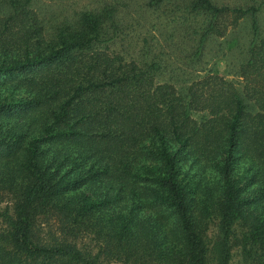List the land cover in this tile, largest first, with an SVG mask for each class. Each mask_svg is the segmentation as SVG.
<instances>
[{"label":"trees","instance_id":"obj_1","mask_svg":"<svg viewBox=\"0 0 264 264\" xmlns=\"http://www.w3.org/2000/svg\"><path fill=\"white\" fill-rule=\"evenodd\" d=\"M32 4L0 0V264H264V0L178 7L191 57L248 17L239 86L126 60L108 5Z\"/></svg>","mask_w":264,"mask_h":264},{"label":"rangeland","instance_id":"obj_2","mask_svg":"<svg viewBox=\"0 0 264 264\" xmlns=\"http://www.w3.org/2000/svg\"><path fill=\"white\" fill-rule=\"evenodd\" d=\"M33 9L45 20L54 17H73L82 10L99 9L108 5L112 11L113 40L109 48L119 52L126 60H139L142 54L148 58L156 55L161 64L160 80L168 81L176 87L187 85L201 75L212 72L240 85L237 75L246 45L250 38L248 17L221 36L208 38L198 56L191 57L194 39L190 23L198 24L197 18L189 23L181 22L179 6L183 0H162L158 5H150L149 0H31ZM235 3L237 0H216ZM260 29L264 35V7L259 13ZM110 21V20H109ZM111 23V22H110ZM51 26V22H47ZM51 29V28H48ZM196 38V36H194ZM5 201H0V208ZM234 251L231 264L238 261ZM105 264H117L106 262Z\"/></svg>","mask_w":264,"mask_h":264}]
</instances>
